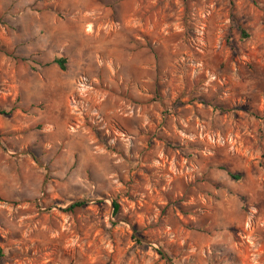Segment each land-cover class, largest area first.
I'll use <instances>...</instances> for the list:
<instances>
[{"label": "rangeland", "instance_id": "obj_1", "mask_svg": "<svg viewBox=\"0 0 264 264\" xmlns=\"http://www.w3.org/2000/svg\"><path fill=\"white\" fill-rule=\"evenodd\" d=\"M246 3L249 10L264 12V0H246ZM203 5L220 8L218 0H92L87 11L108 10L111 13L108 20L122 19L132 33L156 40L155 47L148 44L147 54L129 58L133 50L121 45L93 47L87 41L76 40L68 22L75 5L69 0H0V230L6 233L0 235V264H129L133 255L136 264H264V118L258 115L264 111V95L250 98L249 110L237 113L247 115L258 124L247 123L246 130L226 129L221 132L226 144L217 145L223 153L234 154L236 173L242 177L239 180H247L239 197L244 207L232 213L228 235L215 238L205 228H184L181 238L173 242H167L166 238L157 241L152 232L159 229H152V225L144 228L140 222L144 201L149 197L141 200L132 191L150 171L136 163L137 158L143 159L144 152L129 160L127 169L118 174L117 182L128 191L99 192L95 187L89 190L71 182L83 170L86 176L79 179L94 184L101 179V169L99 159L95 164L82 159L84 148L74 138L79 133L84 142L93 143L98 138L95 130L86 119L81 122L75 107L69 106L66 99L58 109L54 106L56 101L66 97L65 73L91 56L97 62L103 60L105 53L120 56L125 62L116 75L127 77L128 91L119 95L116 107L123 110V104L128 101L137 105L133 112L142 104L150 106L161 96L158 80L151 81L153 91L141 92L140 96L131 95L133 86L140 92L147 73L158 77L171 62L192 51H181L171 34L190 35L192 29L188 21ZM227 7L229 21L235 22L229 26L225 45L239 46L251 39L250 17L241 13L237 0H229ZM145 26L151 31L141 32ZM96 28L100 34L113 35L107 29V21ZM103 43L96 41V45ZM262 48L264 45L249 47L245 44L243 54L226 56L220 68L223 69L230 58L228 69L237 68L241 83L253 79L257 88L264 90V59L259 55ZM235 50V47L229 49V53ZM59 58L65 60L64 70L54 62ZM99 70L101 75L113 73L115 67L102 64ZM96 91L99 94L108 89ZM112 94L115 95V90ZM100 99L103 103L106 97ZM206 106L215 110L211 104ZM50 123L52 130L47 131ZM132 123L129 121V126ZM205 139L212 143L210 138ZM155 142L149 139L148 149ZM162 142L167 149L175 151L170 141ZM101 150L109 149L97 144L94 151L100 153ZM112 151L113 155L123 156L122 152ZM133 151L129 149L130 153ZM156 159L159 160V156ZM187 159L171 156L163 161L164 170L170 176L175 175L187 168ZM220 170L228 171L225 167ZM228 179L238 181L229 174ZM177 180L183 182L180 196L174 199L173 192L158 189L154 194L157 199L151 201L159 211L157 222L161 226L172 205H177L174 214L182 224L188 223L185 217L193 215L188 207L194 199L189 194L194 182L185 181L183 176H178ZM177 180L172 183L176 184ZM165 182L161 180L160 184ZM57 185L65 187L47 191L49 186L55 189ZM135 191L140 193L143 189ZM97 196L102 198L96 199ZM122 198L126 203H122ZM78 203L79 207L72 208ZM114 203L118 205L117 212ZM249 204L256 209L251 213V220L248 219ZM16 243H20L19 248ZM28 244L33 246L27 247Z\"/></svg>", "mask_w": 264, "mask_h": 264}, {"label": "clouds", "instance_id": "obj_2", "mask_svg": "<svg viewBox=\"0 0 264 264\" xmlns=\"http://www.w3.org/2000/svg\"><path fill=\"white\" fill-rule=\"evenodd\" d=\"M69 2L75 5V11L68 17V22L73 28L72 36L76 40L87 41L93 47L121 45L125 49L133 50V56L129 58H138L147 54L149 43L153 47L156 46L155 39L141 38L126 29L122 19L108 20L110 11H87L91 7L92 0H69ZM218 2L219 10L210 5H203L198 12L192 14L188 21L192 29L190 35L185 37L171 34L177 40L181 51L192 50L186 57L171 62L158 77L155 73H147L145 82L140 85V92L133 86L131 95L140 96L141 92L153 91L154 85L151 81L158 80L161 92L159 101L150 106L142 104L136 112H133V109L137 108V105L131 104V101L123 104V110L117 108L119 95L128 91L127 77L122 74L116 75L125 60L120 56L105 53L100 62L91 56L87 61L81 60L76 67L69 68L63 79L66 97H62L54 105L58 109L66 99L69 106L75 107L81 122L86 119L89 127L95 130L98 137L93 143L84 142V138L80 137L79 133H76L74 138L84 148V152L81 153L82 159H89L94 164L99 159L100 181L90 185L87 180L79 179V176H86V172L81 170L71 181L73 184H79L89 190L95 187L99 192L128 191L124 185L117 182L118 174L127 169V162L134 156L138 157L141 152L145 153L142 160L137 158L136 163L148 168L149 174L143 181L137 182L132 191L134 195H139L141 200L146 196L149 197L144 201L145 207L140 222L144 228L152 225V229H159L158 232L149 229L157 241L166 238L167 242H173L181 238L184 228L194 230L205 228L212 232L215 238L228 235L227 229L232 223V213L244 207L239 197L247 180L228 179L229 173L237 174L234 154L223 153L217 145L226 144V139L221 136V132L226 129L246 130L247 123L258 124L247 115L238 116L237 113L241 110L247 112L250 98L258 99L264 95V90L257 88L253 79L241 83L242 77L237 75V68H232L231 71L228 69L230 58L223 69L220 68V64L226 56L243 54L245 44L249 47L264 45V12L249 10L246 0H237L241 5V13L250 17L251 39L242 42L239 46L232 44L226 46L225 36L230 24L235 21H229L227 16L229 0H218ZM106 21L107 29L113 34L111 36L107 33H98L96 28ZM149 31L151 28L148 26L141 29V32ZM121 33H124L123 37ZM98 39L104 42L103 45H96ZM234 47L236 50L229 53V49ZM259 55L264 59V48ZM102 64L114 65L115 72H104L101 75L99 69ZM20 86H23V82ZM98 88H105L108 91L98 94L96 91ZM112 90H115V95L112 94ZM101 96L106 97L103 103ZM208 104H211L215 110H209L206 106ZM258 115L264 118V111ZM123 117H127V120ZM129 121L133 122L131 126ZM52 127L50 123L46 130L51 131ZM202 133L204 135H201ZM205 137L210 138L212 143L209 144ZM149 139L156 141L151 149L147 147ZM163 140L170 141L175 151L167 149ZM97 144H104L109 150H101L97 153L94 151ZM130 148L134 149L132 153L129 152ZM112 149L116 153L122 152L123 156L113 155ZM165 152L168 155H165ZM157 156L159 160L156 159ZM171 156H186L188 159L185 160L186 169L182 168L180 172L170 176L164 170L163 161H167ZM221 167L227 168L228 171H221ZM178 176H183L185 181L194 182V188L189 193L194 199L188 207L193 215L185 217L188 223L182 224L174 214L177 205H172L169 215L164 218V224L161 226L157 222L159 211L151 201L157 199L154 194L158 189L162 192H173L174 199L180 196L182 192L180 185L183 182L177 180ZM161 180L166 182L161 185ZM174 180H177L176 184L172 183ZM64 187L65 185H57L54 189L49 186L47 191L55 192L63 190ZM136 188L143 191L136 193ZM101 198L96 197V199ZM122 203H126L123 198ZM137 207L140 205L138 204ZM249 207L248 219L251 220V213H255L256 209L250 204ZM239 214L243 216L242 212ZM131 215L135 217V210ZM96 223L99 224L100 221L97 219ZM220 229L224 231L221 232ZM0 235L6 233L0 230ZM16 247L19 248L20 243H16ZM152 247L155 248L156 244ZM5 251L7 253V249ZM122 255L121 253V257ZM129 264H136L135 255Z\"/></svg>", "mask_w": 264, "mask_h": 264}, {"label": "trees", "instance_id": "obj_3", "mask_svg": "<svg viewBox=\"0 0 264 264\" xmlns=\"http://www.w3.org/2000/svg\"><path fill=\"white\" fill-rule=\"evenodd\" d=\"M54 62H56L62 70L65 69V60L63 58L56 59ZM10 111L9 112H2V114H9ZM229 176L234 178V179H238V180L242 178L240 174L232 175L231 173H229ZM80 205L81 204H79V203L78 204H74L72 206V208L79 207ZM117 210H118V205L116 203H114V211L117 212Z\"/></svg>", "mask_w": 264, "mask_h": 264}]
</instances>
